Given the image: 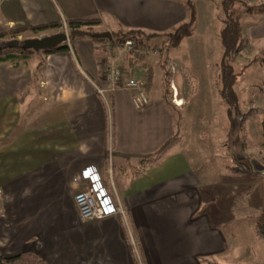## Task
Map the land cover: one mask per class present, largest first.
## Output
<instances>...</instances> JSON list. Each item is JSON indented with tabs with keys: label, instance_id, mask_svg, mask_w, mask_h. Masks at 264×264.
I'll use <instances>...</instances> for the list:
<instances>
[{
	"label": "crops",
	"instance_id": "0c3cea01",
	"mask_svg": "<svg viewBox=\"0 0 264 264\" xmlns=\"http://www.w3.org/2000/svg\"><path fill=\"white\" fill-rule=\"evenodd\" d=\"M187 8L185 0H0V33L93 20L96 34H169L189 20ZM247 17L237 56L253 47L255 58L264 57V14ZM196 21L175 49L193 41ZM221 29L213 32L215 43ZM45 32L39 35L58 29ZM102 43L69 41L65 52L42 54L36 71L31 58L0 63V254L33 252L46 264H228L233 240L219 227L227 220L209 202L233 195L224 186H238L197 176L179 150L183 138L157 164L145 161L173 136V116L163 89L152 99L153 83L142 110L133 91L110 90ZM123 68L125 79L144 84L147 67L126 61ZM177 96L176 110L184 105ZM87 188L109 212L120 205L125 217L80 221L73 195Z\"/></svg>",
	"mask_w": 264,
	"mask_h": 264
},
{
	"label": "rangeland",
	"instance_id": "374dc122",
	"mask_svg": "<svg viewBox=\"0 0 264 264\" xmlns=\"http://www.w3.org/2000/svg\"><path fill=\"white\" fill-rule=\"evenodd\" d=\"M236 1L238 2L234 4L233 12L241 23L250 21L244 5L254 6L264 2V0ZM191 2L195 9L197 31L193 41L182 43L180 49L166 47L168 35L166 33L140 32L144 34V37L155 35L145 41L144 49L158 51L156 55L148 56V61L154 65L152 99L160 95L163 75L160 65L165 63L169 72H172L171 75L174 71L176 72L173 77L176 90L173 91L174 88L170 84V99L172 100L175 92L176 96L178 94L177 100L182 98L184 101L180 109L169 108L175 125H180V137L183 138L180 152L186 156L190 168L197 176L206 177L218 184L225 181L238 186V191H230L229 186L228 188L224 186L227 193L233 195L209 202V208L214 210L220 218L227 220V223H219V227L225 232L229 242L233 240L230 242L233 249L229 254L231 262L228 264H264V241L259 240L252 229V225L260 223L264 227V140L262 137L264 116L259 114L248 119L241 128L236 124L231 125L227 117V107L220 102L218 96L221 83L217 65L223 50L221 44L215 43L212 38L216 28L223 27L222 11L219 5L221 0H191ZM92 30L95 32L94 28ZM58 33H65L68 36L67 26H60ZM40 37L39 33L25 32L16 39L23 41ZM104 42L101 41L102 49L105 46ZM41 55L42 53H31V60L27 65L33 71H36ZM237 55L230 64L234 73H242L237 78L234 90L238 96L239 111L245 114L252 107L264 108V64L257 63L244 68L255 58L253 47ZM256 57L262 58L263 55L258 54ZM129 60L130 58L122 61L121 67L123 68L124 62ZM169 60L174 61L171 62L172 66ZM174 106L176 107L175 104ZM235 161L244 163L257 174L232 173L230 168L235 166ZM133 163L131 161L129 165L133 167ZM112 182L117 184L116 177L112 179ZM232 236L234 238L231 239ZM243 252L247 255L244 256Z\"/></svg>",
	"mask_w": 264,
	"mask_h": 264
},
{
	"label": "trees",
	"instance_id": "16d2710c",
	"mask_svg": "<svg viewBox=\"0 0 264 264\" xmlns=\"http://www.w3.org/2000/svg\"><path fill=\"white\" fill-rule=\"evenodd\" d=\"M186 5L189 9V20L186 23L178 26L173 33L167 35L166 47L168 49H175L179 46L181 41L185 38L192 36L193 26L195 22V9L191 0H185ZM236 0H221L220 7L222 11V24L223 27L219 32V39L222 46V56L219 64L217 65L218 77L220 79L221 87L218 90V96L220 102L227 107V117L229 118L231 125H238L241 128L248 119H252L259 114L264 116V108L252 107L245 114L239 111L238 96L234 90V85L237 78L242 73H234V70L230 64V61L237 55L245 45V40L243 39L241 23L237 17L234 16V4L237 3ZM246 14H264V2L254 5L245 6ZM96 25L93 20H68L66 22L67 32L69 41L81 40L85 38L92 39L94 41H107L110 46H120L124 40L127 38H132L135 41V50L130 58L129 67L134 68L140 65L142 67H147L145 69L144 76V90L147 92L153 83V72L149 65H146V59L148 56L142 55L141 51L146 47L144 45L147 39L155 37V35L143 36L139 31L137 32H115L111 33V38L109 40L104 39H94L93 36L96 34L92 29ZM60 25L51 24L47 26H37V27H17L9 29L4 33H0V42L6 39L12 40L16 39L18 36L25 32L31 33H44L47 29H59ZM68 47L62 45L56 48L47 49L39 51L44 55L54 54L57 52L67 51ZM32 50H23L20 47L11 49H0V63H26L30 59ZM262 63L264 64V58H254L250 63L244 66L247 68L253 64ZM163 72L162 75V102L163 104L171 108V90L170 81L171 73L166 67L165 63L160 65ZM147 90V91H146ZM264 118V117H263ZM262 137L264 140V119L262 121ZM181 140L180 137V125L175 126V132L173 136L165 142L152 156L147 158L145 161L157 164L173 147H175ZM230 171L234 174L242 175H256L250 167L246 166L244 163L235 161V166L230 168ZM255 234L257 238L264 241V227L263 225L256 224ZM0 264H46L45 261L37 254L33 252H24L16 256L5 257L0 254ZM213 264V263H212Z\"/></svg>",
	"mask_w": 264,
	"mask_h": 264
},
{
	"label": "built area",
	"instance_id": "2783aa9c",
	"mask_svg": "<svg viewBox=\"0 0 264 264\" xmlns=\"http://www.w3.org/2000/svg\"><path fill=\"white\" fill-rule=\"evenodd\" d=\"M104 45L102 73L105 83L109 86L110 90L121 88L126 91H133L131 100L134 107L139 110L146 108L149 102L143 82L135 78L125 79L126 72L120 65L122 61L131 58V54L135 50L134 40L126 39L120 46L115 47L110 46L108 42H105ZM157 52V49L151 50L147 48L142 50L141 54L145 56H154ZM170 65L172 66V64ZM174 90L175 89H173V91ZM99 93L102 94L103 91L99 90ZM173 95L176 96L175 92ZM174 104L177 105L175 101ZM73 203L77 210L78 217L82 222L102 219L112 214H117L123 218L125 217V212L120 205H117L112 212H109L101 204L93 188L77 191L73 195Z\"/></svg>",
	"mask_w": 264,
	"mask_h": 264
},
{
	"label": "water",
	"instance_id": "95a60500",
	"mask_svg": "<svg viewBox=\"0 0 264 264\" xmlns=\"http://www.w3.org/2000/svg\"><path fill=\"white\" fill-rule=\"evenodd\" d=\"M93 38L109 40L111 38V35L108 32H103L94 34ZM67 42V34L56 33L52 35L41 36L40 38L25 39L23 41H19L17 39L4 40L0 42V49H11L20 47L23 50H32L34 52H39L42 50L67 45Z\"/></svg>",
	"mask_w": 264,
	"mask_h": 264
},
{
	"label": "bare ground",
	"instance_id": "6f19581e",
	"mask_svg": "<svg viewBox=\"0 0 264 264\" xmlns=\"http://www.w3.org/2000/svg\"><path fill=\"white\" fill-rule=\"evenodd\" d=\"M177 104H178V105H180V106H182V103H181V102H179V101H177Z\"/></svg>",
	"mask_w": 264,
	"mask_h": 264
}]
</instances>
